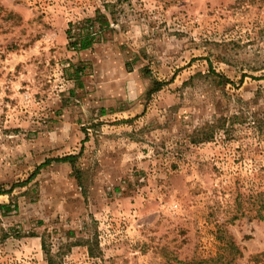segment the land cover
I'll return each mask as SVG.
<instances>
[{
	"label": "rangeland",
	"instance_id": "rangeland-1",
	"mask_svg": "<svg viewBox=\"0 0 264 264\" xmlns=\"http://www.w3.org/2000/svg\"><path fill=\"white\" fill-rule=\"evenodd\" d=\"M67 155L0 195V264H264V0H0V190Z\"/></svg>",
	"mask_w": 264,
	"mask_h": 264
},
{
	"label": "trees",
	"instance_id": "trees-1",
	"mask_svg": "<svg viewBox=\"0 0 264 264\" xmlns=\"http://www.w3.org/2000/svg\"><path fill=\"white\" fill-rule=\"evenodd\" d=\"M111 3H108L106 5L107 9L110 10ZM113 6V5H112ZM111 13V11H110ZM110 21L108 18L100 11H95L94 17H88L84 18L78 21H70L68 24V28L66 30V35L68 39V49L70 51L74 52H83L92 49L97 43H100V40L102 39V33L105 29L110 27ZM70 67L72 68V73L70 74V79L72 80H80L81 74H83L85 70V66H82V64L74 65L70 64ZM207 76H214V78H217L219 82L223 84H230L232 81L227 78L226 76L217 73L214 69H210ZM166 82H160L153 80L152 81V87L148 91V94H152L154 92H157L161 90V88L166 85ZM212 137H205V141H210ZM78 160V155H67L64 157L56 158V159H48L43 164L38 166L36 171L33 173L29 179L22 183H18L17 185H13L12 188L9 190H0V195L3 194H11L13 192V189L15 187H23L26 186L33 178L39 173V171L50 164L52 161L56 162H68L72 165L74 170L75 164ZM76 177L78 181H81L80 172L76 170ZM256 203H250V200L248 202L253 206H256V215L255 217L260 220H264V192L261 191L257 193L255 196H252L250 198H254ZM254 201V202H255ZM2 208L7 209L9 208V205H3ZM249 211H253V209H249ZM8 237V234H5L3 236V239H6ZM218 239L222 243L221 250L223 252V255L218 256L217 258L210 259L209 261L213 264H232L236 260V258L240 257L242 255L240 249L232 242L230 236L224 232L223 229L218 230ZM43 250L47 257L48 264H54V257L51 255L50 251L45 247V243H43ZM228 252V253H227ZM228 254V255H227ZM90 256H94L93 252L90 250ZM209 261H202V262H209Z\"/></svg>",
	"mask_w": 264,
	"mask_h": 264
}]
</instances>
